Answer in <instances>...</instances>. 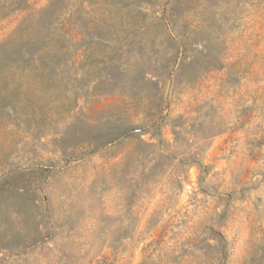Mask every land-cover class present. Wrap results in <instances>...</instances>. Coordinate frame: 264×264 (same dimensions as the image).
Instances as JSON below:
<instances>
[{
    "label": "rangeland",
    "instance_id": "obj_1",
    "mask_svg": "<svg viewBox=\"0 0 264 264\" xmlns=\"http://www.w3.org/2000/svg\"><path fill=\"white\" fill-rule=\"evenodd\" d=\"M0 264H264V0H0Z\"/></svg>",
    "mask_w": 264,
    "mask_h": 264
}]
</instances>
